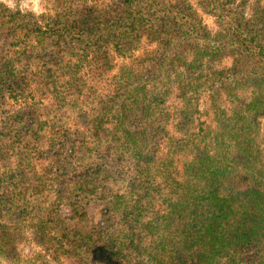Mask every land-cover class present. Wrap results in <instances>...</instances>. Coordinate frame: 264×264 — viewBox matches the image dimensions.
<instances>
[{
  "label": "trees",
  "instance_id": "obj_1",
  "mask_svg": "<svg viewBox=\"0 0 264 264\" xmlns=\"http://www.w3.org/2000/svg\"><path fill=\"white\" fill-rule=\"evenodd\" d=\"M49 2L44 22L0 5V104L33 86L52 100L0 109V140L19 154L0 173V260L264 264V0H197L214 31L187 0ZM142 38L153 47L134 69L83 91L82 69L109 72L110 52Z\"/></svg>",
  "mask_w": 264,
  "mask_h": 264
},
{
  "label": "rangeland",
  "instance_id": "obj_2",
  "mask_svg": "<svg viewBox=\"0 0 264 264\" xmlns=\"http://www.w3.org/2000/svg\"><path fill=\"white\" fill-rule=\"evenodd\" d=\"M50 0H41V3L39 5L40 8L44 9L45 11L40 14V15H35L36 17H39L41 15H43V21H45L44 19V15L49 17L51 15H53L54 12H52V6L49 7V2ZM172 2H175L176 0H170ZM192 6L193 8H195L198 12H199V8H198V4H197V0H187ZM19 6L21 8V0H18L17 2H15V7ZM29 7H31V5H29ZM250 2L248 1V7L246 8L247 13L250 12ZM31 12V11H30ZM200 14V18L203 21V24L206 25L211 31H214L216 28L215 23L213 21V18L209 15L204 14L201 10L199 12ZM42 25H44V23H42ZM153 47L152 43H147V41L142 38L140 40V43L138 45V48L135 49L134 51L127 53L124 57H120L116 54H114L113 51L110 52L109 55V60L111 61V67L112 69L109 72H103V71H99L100 66H94L92 64H88L86 66V68L82 69L81 72V78L83 80V91H85V87L86 85L91 86V87H95V88H99V89H106L108 88V86L111 84L110 83V79L112 77V75H114L115 73H117L119 70L121 69H125V68H131L134 69L135 68V62L142 58L145 54V52H147L148 50H150ZM231 63V59L230 58H226L223 61V64L220 65L219 69L224 68V67H229ZM45 90L40 89V90H36V88L33 86L30 90V97L26 98L25 100H21V98H17V99H11V98H5L4 101L1 102L0 104V109H8L10 111H15L16 109L20 108L21 106H23V101H27V104L30 105V107H38L39 106H47L48 104L52 103L51 100V96L48 95L47 93H44ZM105 92H107L106 90H104ZM215 90H210L209 92H212ZM209 92H204L201 95V98L199 100V110L201 111L202 115L199 118V121L201 122L202 127H211L212 124V112H210L209 110V100H208V95ZM242 96H246L245 94H243V92H240ZM219 100L221 101V103L223 104L224 108L228 107L227 101L225 99V96L222 95L221 93H219ZM176 100L174 97H170L168 99V104H172L174 103ZM229 108V107H228ZM259 126L261 128H264V115L261 116L258 120ZM168 131L171 134H175L174 130L171 127V124L168 126ZM7 141L4 140H0V149H6L7 153L10 154V157H8L7 155L4 156V159H1V152H0V173L4 172V168L5 165H9L8 168L9 169H13L16 166L17 163V159L19 154H17L18 152H16L14 149H10L9 146H7ZM5 144V145H4ZM41 148H44V145L41 146ZM2 152H4L5 150H0ZM165 155V145H161L159 153L157 154V160H160L164 157ZM34 164V171L36 173V175H41L43 172V168L46 165L45 161H41V160H35L33 162ZM33 168V166L31 167ZM27 170L30 172V169L27 168ZM26 172V171H24ZM33 183H35L32 180ZM9 192L8 190H3L1 192V194H5ZM47 192H44V194H46ZM30 196V195H28ZM36 250L35 247H33V245L30 243V247H24L21 250L20 255L23 256L25 253H27L29 255V257H31L32 255H34V251ZM39 250V249H38ZM104 252V253H103ZM103 252L100 251V255L102 257L105 258V255H111L108 256L111 259H108L110 261H113L118 257L117 253L111 254L109 251V248L107 246H104L103 248ZM115 258V259H112ZM5 264H7V262H5ZM24 264H29L28 259H26V262Z\"/></svg>",
  "mask_w": 264,
  "mask_h": 264
},
{
  "label": "clouds",
  "instance_id": "obj_3",
  "mask_svg": "<svg viewBox=\"0 0 264 264\" xmlns=\"http://www.w3.org/2000/svg\"><path fill=\"white\" fill-rule=\"evenodd\" d=\"M41 0H21V8L20 10L23 12L25 10L31 11L33 15H40L45 10L40 8L39 5ZM0 5H4L9 9H15V0H0ZM31 5V7H29ZM0 264H5V261L0 260Z\"/></svg>",
  "mask_w": 264,
  "mask_h": 264
}]
</instances>
